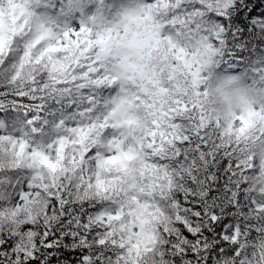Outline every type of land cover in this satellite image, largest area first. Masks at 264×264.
<instances>
[{
	"label": "clouds",
	"instance_id": "1",
	"mask_svg": "<svg viewBox=\"0 0 264 264\" xmlns=\"http://www.w3.org/2000/svg\"><path fill=\"white\" fill-rule=\"evenodd\" d=\"M235 4L0 0V264H264V2Z\"/></svg>",
	"mask_w": 264,
	"mask_h": 264
},
{
	"label": "snow or ice",
	"instance_id": "2",
	"mask_svg": "<svg viewBox=\"0 0 264 264\" xmlns=\"http://www.w3.org/2000/svg\"><path fill=\"white\" fill-rule=\"evenodd\" d=\"M250 6V0H236L235 7L239 13H243L248 10ZM187 245V241L182 240L180 237L175 238V242L173 244V252L178 254H183V251ZM194 245H188V247H193ZM46 247L51 250L54 245L47 244Z\"/></svg>",
	"mask_w": 264,
	"mask_h": 264
},
{
	"label": "trees",
	"instance_id": "3",
	"mask_svg": "<svg viewBox=\"0 0 264 264\" xmlns=\"http://www.w3.org/2000/svg\"><path fill=\"white\" fill-rule=\"evenodd\" d=\"M253 2V0H250V3ZM264 2V0H257V3Z\"/></svg>",
	"mask_w": 264,
	"mask_h": 264
}]
</instances>
